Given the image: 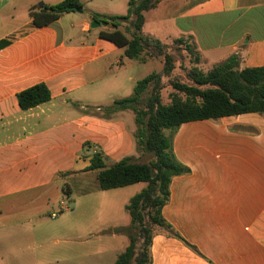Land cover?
Instances as JSON below:
<instances>
[{"label":"crops","instance_id":"1","mask_svg":"<svg viewBox=\"0 0 264 264\" xmlns=\"http://www.w3.org/2000/svg\"><path fill=\"white\" fill-rule=\"evenodd\" d=\"M63 1L0 0V199L45 190L67 175L96 172L97 177V171H86L96 153L107 166L140 157L127 114L132 111L104 119L89 109L131 97L145 78L143 67L157 61L162 71L163 61L131 60L99 37L109 25L91 27V13L124 16L130 0H80L81 12L44 28L33 24V6ZM176 1L160 0L144 13V36L166 46L191 39L209 67L205 72L233 55L241 59L240 70L264 67V0H180L178 9ZM115 3H121L122 13L111 9ZM160 10L163 20L152 27L149 21ZM40 83L52 99L21 110L17 94ZM174 152L191 172L172 179L162 216L198 253L158 234L152 264H264V116L185 123L174 137ZM145 187H123V206ZM129 225L123 214V226L108 231Z\"/></svg>","mask_w":264,"mask_h":264},{"label":"trees","instance_id":"2","mask_svg":"<svg viewBox=\"0 0 264 264\" xmlns=\"http://www.w3.org/2000/svg\"><path fill=\"white\" fill-rule=\"evenodd\" d=\"M159 1L130 0L124 16L90 14L93 21L108 23L110 30L101 31L99 37L124 49L127 58L144 62L150 57L163 61V70L140 80L131 97L116 100L108 107L89 109L93 115L104 119H111L121 111H132L137 126V133H134L136 151L141 150L153 157L147 163L125 157L107 166L103 155L96 153L86 169L98 172L99 187L103 191L136 183L146 184L126 206L130 225L111 230L112 234L126 236L129 240L114 264H152V242L158 234L178 239L198 253L197 248L187 243L162 216L163 208L170 201L172 179L191 172L179 162L174 152V137L181 125L203 120L219 121L248 113L264 116V67L240 70L238 55L231 56L208 72L194 66L188 73L189 83L170 81L181 48H186L190 55L194 53L195 64H199L201 56L184 38L166 46L143 35L144 13L155 9ZM79 9H83L80 0H64L56 5L39 3L31 8L30 16L37 28H44ZM166 79L174 89L169 104H164L161 98V91L167 87ZM51 99V91L45 83L17 94L23 111Z\"/></svg>","mask_w":264,"mask_h":264},{"label":"rangeland","instance_id":"3","mask_svg":"<svg viewBox=\"0 0 264 264\" xmlns=\"http://www.w3.org/2000/svg\"><path fill=\"white\" fill-rule=\"evenodd\" d=\"M176 2L178 9L182 1ZM104 6L108 7L107 1ZM120 6L115 3L111 9L114 7V13L120 14ZM158 14L149 21L152 27L163 20L161 10ZM185 40L195 47L191 39ZM185 49L177 52L170 81L189 83L191 68L198 66L204 72L209 68L202 60L195 64L194 53L190 55ZM161 68V63L153 61L143 67L140 77L161 72ZM166 85L161 98L169 104L174 89L167 79ZM127 114L137 133L134 113ZM137 153L139 163L153 158L141 150ZM96 175H67L45 190L0 199V264H114L129 240L126 238L127 244H123V236L114 237L108 230L111 225L123 226V214L126 223H130L125 209L130 200L123 206V188L115 194L101 190Z\"/></svg>","mask_w":264,"mask_h":264},{"label":"water","instance_id":"4","mask_svg":"<svg viewBox=\"0 0 264 264\" xmlns=\"http://www.w3.org/2000/svg\"><path fill=\"white\" fill-rule=\"evenodd\" d=\"M82 9H79L78 12H81ZM108 23L107 22H96V21H93L92 24H91V27L92 28H99L101 26H107Z\"/></svg>","mask_w":264,"mask_h":264}]
</instances>
